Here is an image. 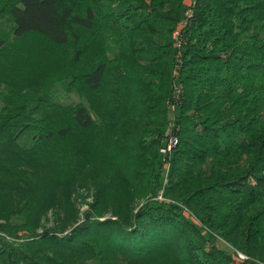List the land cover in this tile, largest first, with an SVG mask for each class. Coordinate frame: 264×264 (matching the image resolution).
Segmentation results:
<instances>
[{
  "label": "trees",
  "instance_id": "trees-1",
  "mask_svg": "<svg viewBox=\"0 0 264 264\" xmlns=\"http://www.w3.org/2000/svg\"><path fill=\"white\" fill-rule=\"evenodd\" d=\"M0 24V264H264V0H0Z\"/></svg>",
  "mask_w": 264,
  "mask_h": 264
},
{
  "label": "rangeland",
  "instance_id": "rangeland-1",
  "mask_svg": "<svg viewBox=\"0 0 264 264\" xmlns=\"http://www.w3.org/2000/svg\"><path fill=\"white\" fill-rule=\"evenodd\" d=\"M189 3L190 2L188 1L187 5ZM0 30H2L4 32L7 31L8 30L7 25L6 24H0ZM176 32H178V31H176ZM65 87H66L65 84L57 85V88H56V99H57V101L63 105H75V104L80 103L81 100L76 94H67L66 92H64ZM0 107H1V99H0ZM21 142H22V144L25 143L26 145H28L26 138L24 140H22ZM80 195L81 196L79 197L80 199L78 201L77 208L79 209L80 212H82V211H85L88 209L87 204H89L93 201V197H92V194L88 193V192H81ZM51 227H52V224H46V226H45V228H51Z\"/></svg>",
  "mask_w": 264,
  "mask_h": 264
},
{
  "label": "built area",
  "instance_id": "built-area-1",
  "mask_svg": "<svg viewBox=\"0 0 264 264\" xmlns=\"http://www.w3.org/2000/svg\"><path fill=\"white\" fill-rule=\"evenodd\" d=\"M177 36H178V32H176L174 34V37L175 38H177ZM176 46H179V45L176 44ZM169 106H170V110L172 112V114H171L172 115L171 116V121L173 122V120H174V116L173 115H174L176 106H175L174 102L169 103ZM171 132L172 131L170 129H168L166 131V133H165L166 134V137H167L166 143L160 149V154L163 155V156L170 155V153L172 152V150L178 144V138L175 135L171 134ZM239 257H240V259H244V256H242V255H239Z\"/></svg>",
  "mask_w": 264,
  "mask_h": 264
}]
</instances>
